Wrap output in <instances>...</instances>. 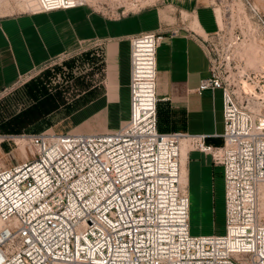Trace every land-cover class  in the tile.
<instances>
[{
  "label": "built area",
  "instance_id": "built-area-1",
  "mask_svg": "<svg viewBox=\"0 0 264 264\" xmlns=\"http://www.w3.org/2000/svg\"><path fill=\"white\" fill-rule=\"evenodd\" d=\"M35 3L23 12L98 5ZM220 23L200 38L210 68L197 92L221 91L223 145H208L205 134L159 131L162 34L133 36L123 126L28 134L24 160L0 166V264H264V13L238 0ZM183 140L224 169L223 235L191 234Z\"/></svg>",
  "mask_w": 264,
  "mask_h": 264
},
{
  "label": "crops",
  "instance_id": "crops-1",
  "mask_svg": "<svg viewBox=\"0 0 264 264\" xmlns=\"http://www.w3.org/2000/svg\"><path fill=\"white\" fill-rule=\"evenodd\" d=\"M176 9L179 14L164 18L159 9L112 18L87 6L0 16V94L28 79L42 66L87 44L99 49L103 62L102 91L91 104L106 105L107 110L98 116L108 115L113 120L109 128L118 129L130 114V39L145 32H160L159 131L205 134L208 145L222 146V94L210 90L197 92L201 80L209 74L210 63L192 26L194 22L188 24L181 15V12L195 14L199 24L204 25L202 18L206 10L200 1H193L191 8L188 7L192 13ZM202 25H199L201 29ZM89 131L92 130L76 133H92ZM182 164L190 198V218L194 208L201 221H212L221 199L225 219L224 169L214 164L210 155L191 148H187L184 157L182 154Z\"/></svg>",
  "mask_w": 264,
  "mask_h": 264
},
{
  "label": "rangeland",
  "instance_id": "rangeland-1",
  "mask_svg": "<svg viewBox=\"0 0 264 264\" xmlns=\"http://www.w3.org/2000/svg\"><path fill=\"white\" fill-rule=\"evenodd\" d=\"M201 2L206 10L199 24L195 14L182 13V19L192 24L200 38L218 31L224 12L238 0H96L94 10L112 18L159 9L163 18L188 10L192 2ZM264 13V0H253ZM25 11L18 1H0V16ZM180 15V16H181ZM202 25V29L199 27ZM224 26V25H223ZM99 49L84 44L36 70L28 79L17 83L0 94V166L18 164L29 151L28 134L54 130L57 134L92 130V133L113 132V120L98 113L107 110L105 105H92L102 91V57ZM96 107L97 110L92 111ZM84 110V111H83ZM82 111V112H81ZM121 114V111H119ZM78 115V116H77ZM81 118V119H79ZM119 123V122H118ZM125 122H120L119 128ZM118 128V129H119ZM19 137H24L22 142ZM2 141V142H1ZM187 148L190 149L187 144ZM190 227L192 235H223L226 217H223V200L219 199L212 221H201L193 208Z\"/></svg>",
  "mask_w": 264,
  "mask_h": 264
},
{
  "label": "bare ground",
  "instance_id": "bare-ground-1",
  "mask_svg": "<svg viewBox=\"0 0 264 264\" xmlns=\"http://www.w3.org/2000/svg\"><path fill=\"white\" fill-rule=\"evenodd\" d=\"M18 4H21L23 7H26V6H33V5H35L36 3H35V0H19L18 1ZM20 138V140L22 141V142H26V139L24 138V137H19ZM0 140H1V137H0ZM2 142V141H1ZM187 144H188V142L186 141V140H183L182 142H181V164H182V154H183V157H184V153H185V151L187 150ZM189 145V144H188ZM29 151H27V153H28ZM182 176H183V164H182ZM183 182H184V184H185V181L183 180Z\"/></svg>",
  "mask_w": 264,
  "mask_h": 264
}]
</instances>
